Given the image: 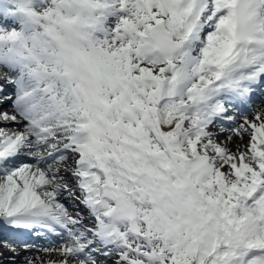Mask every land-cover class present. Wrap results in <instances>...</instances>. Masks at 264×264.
Returning <instances> with one entry per match:
<instances>
[{"label": "snow or ice", "instance_id": "obj_1", "mask_svg": "<svg viewBox=\"0 0 264 264\" xmlns=\"http://www.w3.org/2000/svg\"><path fill=\"white\" fill-rule=\"evenodd\" d=\"M257 95L264 0H0V243L46 264H264Z\"/></svg>", "mask_w": 264, "mask_h": 264}, {"label": "bare ground", "instance_id": "obj_2", "mask_svg": "<svg viewBox=\"0 0 264 264\" xmlns=\"http://www.w3.org/2000/svg\"><path fill=\"white\" fill-rule=\"evenodd\" d=\"M264 98V95L262 96L261 100ZM256 108V110H264V106H254ZM249 119H251V117H249ZM215 131V129H214ZM249 142V138L247 136L244 137L243 140V144H248ZM237 143H240L239 141H237ZM230 147L233 148V150L235 151V146L234 145H230ZM70 186L74 187L75 186V181H72L70 179ZM79 194V192H77ZM79 196V195H77ZM62 203L65 204V206L69 209V211L75 213V212H82L85 216H87V212L84 210L83 206L81 204H79L78 201H76L75 203H73L72 201H69L68 198L66 199H62L61 201ZM91 226V225H89ZM35 243L39 244V245H43L46 246L47 245V241L44 239H38L35 241ZM17 251L20 253L18 257H13L12 253L8 252L7 249L4 247V245L2 243H0V252H3V259L2 261H0V264H6V263H10V264H26V260L25 257L28 256L29 258L33 259L36 261V264H40L41 261H44L45 264L47 261L49 260H56L58 261L59 259H61V257H59L58 255H56L55 253L52 254H47L43 251H37L35 249L31 250L30 252H25L22 248H17Z\"/></svg>", "mask_w": 264, "mask_h": 264}, {"label": "rangeland", "instance_id": "obj_3", "mask_svg": "<svg viewBox=\"0 0 264 264\" xmlns=\"http://www.w3.org/2000/svg\"><path fill=\"white\" fill-rule=\"evenodd\" d=\"M77 195H79L78 193H77ZM76 202V200L73 202V203H75ZM6 264H8V263H6ZM10 264V263H9Z\"/></svg>", "mask_w": 264, "mask_h": 264}]
</instances>
